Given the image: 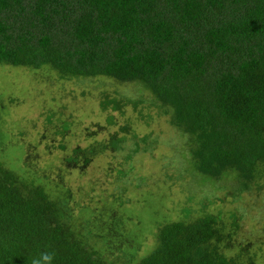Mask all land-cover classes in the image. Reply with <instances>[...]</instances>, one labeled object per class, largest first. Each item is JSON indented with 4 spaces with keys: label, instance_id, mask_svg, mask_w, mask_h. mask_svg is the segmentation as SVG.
<instances>
[{
    "label": "trees",
    "instance_id": "trees-1",
    "mask_svg": "<svg viewBox=\"0 0 264 264\" xmlns=\"http://www.w3.org/2000/svg\"><path fill=\"white\" fill-rule=\"evenodd\" d=\"M1 64L47 68L59 78L134 82L187 135L191 165L217 183L215 192L226 187L238 199L260 187L264 0H0ZM144 102L117 95L101 105L118 110ZM124 141L113 136L108 146L120 150ZM99 145H76L64 161L80 166L81 156L86 165ZM29 149L23 167L0 158V264H43L45 252L51 264H253L249 245L236 241L238 208L227 217L187 211L157 223L144 256L146 245L140 256L137 247H124L117 260L99 253L87 243L90 220L71 222L68 198L46 189V175L25 174ZM137 150L133 141L127 157Z\"/></svg>",
    "mask_w": 264,
    "mask_h": 264
},
{
    "label": "rangeland",
    "instance_id": "rangeland-1",
    "mask_svg": "<svg viewBox=\"0 0 264 264\" xmlns=\"http://www.w3.org/2000/svg\"><path fill=\"white\" fill-rule=\"evenodd\" d=\"M117 95L143 97L145 102L126 103L118 110L102 108L106 98ZM151 102L134 82L117 83L105 76L59 78L47 68L32 71L1 64L0 158L8 160V166L23 167L27 147L32 149V171L25 174H45L46 189L68 198L71 222L90 220L87 243L114 260L124 247H137L136 256L144 249L148 250L142 256L149 253L157 223L183 218L187 211L190 217L221 211L227 217L238 208L242 211L237 212L236 241L249 245L253 264H264V178L259 188L253 185L238 199L226 187L215 192L217 183L191 165L187 135ZM64 123L68 127L61 133ZM113 136L124 138L122 149L108 146ZM133 141L138 150L127 157ZM96 143L100 145L86 165L81 156L80 166L64 161L76 145L87 148Z\"/></svg>",
    "mask_w": 264,
    "mask_h": 264
},
{
    "label": "clouds",
    "instance_id": "clouds-1",
    "mask_svg": "<svg viewBox=\"0 0 264 264\" xmlns=\"http://www.w3.org/2000/svg\"><path fill=\"white\" fill-rule=\"evenodd\" d=\"M53 257L48 253H42L41 254V260L43 261V264H51ZM33 264H40L39 260L33 261Z\"/></svg>",
    "mask_w": 264,
    "mask_h": 264
}]
</instances>
